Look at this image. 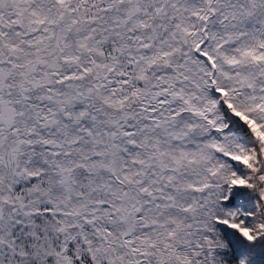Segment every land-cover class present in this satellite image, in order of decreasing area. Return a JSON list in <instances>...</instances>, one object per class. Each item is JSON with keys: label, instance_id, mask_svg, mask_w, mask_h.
Returning <instances> with one entry per match:
<instances>
[{"label": "snow or ice", "instance_id": "6c2138e0", "mask_svg": "<svg viewBox=\"0 0 264 264\" xmlns=\"http://www.w3.org/2000/svg\"><path fill=\"white\" fill-rule=\"evenodd\" d=\"M0 264H264V0H0Z\"/></svg>", "mask_w": 264, "mask_h": 264}]
</instances>
